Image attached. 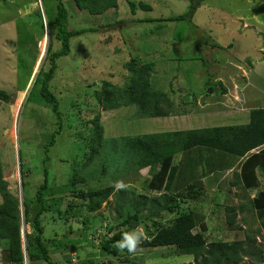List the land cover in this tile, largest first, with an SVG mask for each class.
<instances>
[{
  "label": "rangeland",
  "instance_id": "obj_1",
  "mask_svg": "<svg viewBox=\"0 0 264 264\" xmlns=\"http://www.w3.org/2000/svg\"><path fill=\"white\" fill-rule=\"evenodd\" d=\"M130 1L148 3L152 10L138 7L134 13ZM191 1L119 0L118 11L94 15L80 11L73 4L74 0H63L71 14L68 25L70 29L96 27L97 30L73 37L70 54L57 60L56 75L50 88L60 99L64 129L56 135L58 141L46 150L45 145L51 139L58 118L40 98L38 91L33 93L29 101L26 100L33 86V78H36L46 56L49 44L47 18L51 20L55 14L58 0H0V88L10 93L9 101L0 100V156L5 167V179L13 192L17 191L20 196V149L29 180L26 188L29 197L34 195L35 187L41 182L46 167L52 177L51 184L58 185L67 180V170L70 172L74 161L72 158L79 156L80 152L78 138L73 133L84 129L85 126L76 127L82 116L86 119L100 112L107 138L250 121L247 111L250 105L247 103L260 104L259 98L264 97V0H205L194 15L193 22L157 21L164 26L148 34L147 27L154 28L156 22L145 21L146 18H167L183 14ZM194 3L197 4L198 0H194ZM207 30L210 38L204 35ZM200 32L206 39L216 41L220 48L205 45L201 49L202 53L195 50L198 40L203 38ZM188 42L189 47L186 48ZM60 48L61 43L55 40L54 50ZM178 54L183 58L180 59ZM200 56L205 57L204 63L197 59L187 60ZM133 57H138L140 63L155 61L153 82L163 85L167 90L176 91L171 94L175 98L192 88L193 93L198 95L195 105H188V108H193V112L181 116L133 118L135 106L101 110L95 101L94 89L101 87L103 79L125 83L129 79L127 63ZM212 77L216 81L222 80L228 91L220 94H197L206 92L208 78ZM93 81L94 86H89ZM179 109L184 107L180 106ZM47 155L50 160L44 164L43 160ZM180 159L181 155L177 160ZM260 172L263 169H259L258 173ZM228 173L230 174L229 171L215 173L211 182L214 188L221 186L224 193L210 190V185L202 202L190 201L186 204L200 218H204L207 241L245 239L247 232H256L259 225H262L260 215L253 212V209L238 212L237 225L232 226L227 222L226 205L248 202L246 198L236 196L242 190L229 184ZM149 175V169L145 168L130 175L129 180L137 191H142L141 185ZM261 176L263 184L264 175ZM110 181L106 177L101 181H88L83 187L99 188ZM208 183L207 181L206 185ZM255 193L256 190L250 192L251 197ZM110 199L113 200V197ZM114 209L113 204L103 203V221L99 214H88L84 209L81 210L80 213L94 218L89 225L92 231L96 230L91 235L92 238L99 241L106 233L109 223L116 221ZM148 216L143 212V221L138 226L143 228L146 236V229L151 228L153 223ZM173 216L170 213L161 214L165 222ZM81 218L83 217L75 218V228L82 224ZM43 221L45 235L49 237H74L79 231L70 233L69 225L62 223L56 214L48 213ZM136 228L122 229L123 232H131ZM197 229L198 227L194 231ZM26 231L31 232L32 227L25 226V233ZM257 239L259 242L264 241V230L259 232ZM123 253L121 258L129 256L136 264H195L193 255L180 253L176 246L138 248L135 254H129L127 250ZM52 257L57 261L55 264H124L86 242L77 243L76 248L66 252L54 249ZM68 257L71 261H66ZM252 261L253 259L246 257L241 264H252ZM0 264H5L1 249Z\"/></svg>",
  "mask_w": 264,
  "mask_h": 264
},
{
  "label": "trees",
  "instance_id": "obj_2",
  "mask_svg": "<svg viewBox=\"0 0 264 264\" xmlns=\"http://www.w3.org/2000/svg\"><path fill=\"white\" fill-rule=\"evenodd\" d=\"M204 2L205 0H198L195 4L192 0L185 13L173 17L146 18L145 21L156 22L154 28L147 27L148 34L164 26L158 23L159 21L193 22L194 15ZM73 4L80 11L94 15L118 11L119 8V0H74ZM130 5L134 13L138 7L147 11L152 10L150 4L142 1L139 3L130 1ZM70 15V10L64 5L63 0H58L55 14L51 20L47 18L49 44L46 56L26 100L29 101L33 93L38 91L40 98L51 107L58 118L51 139L45 145L46 150L58 141L56 135L64 129L60 99L50 88L58 67L57 60L70 54L73 37L97 30L96 27L70 29L68 27ZM195 26L199 27L196 24ZM207 32L209 31L207 30L204 35L210 38L211 35ZM201 34L203 33L200 32ZM204 35H201L203 38L198 40L195 50L202 53L201 49L205 45L220 48L216 41L206 39ZM55 40L61 43L58 50H54ZM188 47L189 42L186 45V48ZM178 57L183 58L181 54H178ZM204 58L200 56L187 60L197 59L204 63L206 60ZM155 65V61L147 60L140 63L138 57H133L127 63L129 79L125 83L103 79L101 87L94 89L93 92L99 108L109 111L124 106H135L133 118L181 116L192 113L193 108H188V105L194 106L198 95L190 88L184 94L181 92L177 98L175 95L172 96L171 94L176 91L167 90L163 85L153 82L152 70ZM94 84L93 81L89 86ZM206 86V92L197 94H220L228 91L222 80L216 81L215 77L208 78ZM190 96L193 97L192 100ZM177 99L181 101L177 102ZM259 99L261 102L256 104L258 106L255 102L247 103L250 105L248 109L244 105L250 117L247 123L119 135L111 138L105 136L100 112L86 119L82 116L76 127L85 126L84 129L73 133V136L78 138L79 156L72 158L74 161L70 166V172L67 170V180L61 184H51L52 177L46 167L41 182L35 187L34 195L29 197L26 194L29 180L23 167L21 149L19 150L23 203L17 191L13 192L5 179V167L0 156L2 196L0 249L3 262L25 264L26 247L29 264L40 262L55 264L57 261L52 257L54 249L66 252L76 248L77 243L86 242L110 254L121 263L136 264L129 256L121 258L124 253L115 247V243L122 238L124 233L122 228L138 227L143 221L142 213L146 212L153 223L151 228L146 229L147 239L142 241L139 248L176 246L180 253L193 255L195 264H241L246 257L253 259L252 264H264V241L259 242L257 239L259 232L264 230V188L260 186L261 179L256 172L257 168L264 170V97ZM0 100L9 101L10 93L0 88ZM180 106L184 109H179ZM258 148L260 149L257 152H252ZM179 155L181 159L177 160ZM49 160L50 156L47 155L43 160L44 164ZM145 168L149 169V178L141 185L142 191H137L129 177ZM230 170L233 172V178L227 177L230 179L229 184L242 190V193L237 192V195L241 199L246 198L248 202L226 205L227 222L232 226L237 225L238 212L253 209V212L256 211L260 215L262 225H259L256 232H247L245 239L207 241V225L204 218H200L195 210L186 204L190 201L200 202L209 191L208 186L211 185L213 175ZM106 177L111 179L109 184L99 188L83 187L88 181H101ZM117 181L124 182L127 187L116 191L114 184ZM214 187L211 185L210 190L224 193L221 186ZM254 190H257V193L251 197L250 192ZM110 197H113V200ZM103 203L115 206L116 221L109 223L106 233L97 241L91 237L96 230L92 231L89 228L94 218L91 219L87 214L80 212L84 209L88 214H99L103 221L101 212ZM48 213L56 214L62 223L69 225L70 233L79 230L78 234L74 237L65 235V238L46 236L43 218ZM163 213L174 216L165 222L161 217ZM80 217H83L82 224L75 228V218ZM23 222L26 226L32 227L31 232L26 231L25 241L22 237ZM197 227L195 232L194 229ZM66 261H71V258L68 257Z\"/></svg>",
  "mask_w": 264,
  "mask_h": 264
},
{
  "label": "clouds",
  "instance_id": "obj_3",
  "mask_svg": "<svg viewBox=\"0 0 264 264\" xmlns=\"http://www.w3.org/2000/svg\"><path fill=\"white\" fill-rule=\"evenodd\" d=\"M49 40V39H48ZM40 70V69H39ZM38 73V72H37ZM32 80V79H31ZM35 80V79H34ZM34 83V82H33ZM31 91V90H30ZM30 93V92H29ZM260 148H258L255 152H257ZM255 150V149H253ZM127 187V185L122 182V181H117L114 184V189L116 191L119 190H123ZM23 219V218H22ZM23 226H26L23 222ZM23 228V227H22ZM26 236V233H25ZM23 237V234H22ZM26 239V238H25ZM147 236L143 231L142 227H137L136 229H134L131 232H124L122 235L121 240L117 241L115 243V247L117 249H119L120 251H125L127 250V252L129 254H135L140 246V244L142 243V241L146 240ZM24 240V237H23ZM26 259V258H25ZM25 264H26V260H25Z\"/></svg>",
  "mask_w": 264,
  "mask_h": 264
},
{
  "label": "water",
  "instance_id": "obj_4",
  "mask_svg": "<svg viewBox=\"0 0 264 264\" xmlns=\"http://www.w3.org/2000/svg\"><path fill=\"white\" fill-rule=\"evenodd\" d=\"M38 71H39V69H38ZM38 71H37V72H38ZM36 74H37V73H36ZM33 79H35V77H34ZM21 187H22V174H21V172H20V197H21V202L23 203L22 189H21ZM21 208H22V218H23V217H24V213H23V204H22ZM23 237H24V241H25V226H24V228H23ZM25 255H26V264H27V263H28V257H27V250H26V247H25Z\"/></svg>",
  "mask_w": 264,
  "mask_h": 264
},
{
  "label": "crops",
  "instance_id": "obj_5",
  "mask_svg": "<svg viewBox=\"0 0 264 264\" xmlns=\"http://www.w3.org/2000/svg\"><path fill=\"white\" fill-rule=\"evenodd\" d=\"M256 150H257V149L253 150L252 152H254V151H256ZM259 169H260V168H257V169H256V172H257V174L259 175V178L261 179V182H262L263 176H261V175H264V170H263V172L258 173V170H259ZM229 172H230V174L228 173V174H229L228 177H229L230 179H232V178H233V172H232L231 170H230ZM262 185H264V183H263V184L261 183L260 186L262 187ZM254 191H255V190H254ZM254 191H252V192H254ZM256 193H257V190H256ZM256 193H255V194H256ZM236 196H238V195L236 194ZM250 196H251V195H250ZM253 197H254V196H253Z\"/></svg>",
  "mask_w": 264,
  "mask_h": 264
}]
</instances>
